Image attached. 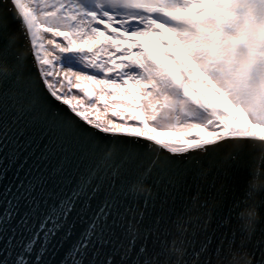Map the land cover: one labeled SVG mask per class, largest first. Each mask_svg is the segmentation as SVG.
Masks as SVG:
<instances>
[{
	"label": "water",
	"instance_id": "water-1",
	"mask_svg": "<svg viewBox=\"0 0 264 264\" xmlns=\"http://www.w3.org/2000/svg\"><path fill=\"white\" fill-rule=\"evenodd\" d=\"M0 0V264H264V136L171 148L58 95Z\"/></svg>",
	"mask_w": 264,
	"mask_h": 264
},
{
	"label": "rangeland",
	"instance_id": "rangeland-1",
	"mask_svg": "<svg viewBox=\"0 0 264 264\" xmlns=\"http://www.w3.org/2000/svg\"><path fill=\"white\" fill-rule=\"evenodd\" d=\"M19 6L46 78L89 122L182 149L223 134L264 136V0Z\"/></svg>",
	"mask_w": 264,
	"mask_h": 264
},
{
	"label": "bare ground",
	"instance_id": "bare-ground-1",
	"mask_svg": "<svg viewBox=\"0 0 264 264\" xmlns=\"http://www.w3.org/2000/svg\"><path fill=\"white\" fill-rule=\"evenodd\" d=\"M23 11V10H22ZM24 12V11H23ZM26 14V13H25ZM27 16V15H26ZM29 16H30V14H29ZM32 17V16H31ZM27 19H28V22H29V24L31 23V18H29V17H27ZM60 75L63 77V78H67V76H68V73L66 72V71H63V70H61L60 71Z\"/></svg>",
	"mask_w": 264,
	"mask_h": 264
}]
</instances>
